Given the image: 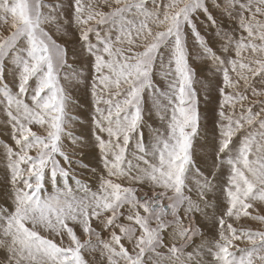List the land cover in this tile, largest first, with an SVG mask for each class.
<instances>
[{"label": "snow or ice", "instance_id": "obj_1", "mask_svg": "<svg viewBox=\"0 0 264 264\" xmlns=\"http://www.w3.org/2000/svg\"><path fill=\"white\" fill-rule=\"evenodd\" d=\"M0 130V264H264V0H0Z\"/></svg>", "mask_w": 264, "mask_h": 264}, {"label": "rangeland", "instance_id": "obj_2", "mask_svg": "<svg viewBox=\"0 0 264 264\" xmlns=\"http://www.w3.org/2000/svg\"><path fill=\"white\" fill-rule=\"evenodd\" d=\"M57 39H59V38L57 37ZM190 43H191V41H190ZM202 64H203L202 61H196L195 62V66L198 69L202 66ZM204 75H207V73H204ZM76 92H78V93H76ZM73 95H74V99L76 100L77 106H74L72 108V114L74 116H77L80 121H84L86 123L88 114H89L90 109H91L90 97L85 93V91L82 87L79 89V91H76L74 89ZM212 99H213V104L210 107L214 108L215 100H216L215 94L213 95ZM157 124H158V122H157ZM80 127H81V125L79 123H77L74 130L79 132ZM6 142H8L7 134L2 132V130H0V143H6ZM88 161L91 162L93 165L95 164V160L92 157H89ZM79 178L84 179L85 182L90 184V185L96 184L95 179L91 178L90 176H83V177H79ZM87 179H88V181H87ZM245 226H251L254 229L264 227V226L256 225L255 222L245 223Z\"/></svg>", "mask_w": 264, "mask_h": 264}, {"label": "bare ground", "instance_id": "obj_3", "mask_svg": "<svg viewBox=\"0 0 264 264\" xmlns=\"http://www.w3.org/2000/svg\"><path fill=\"white\" fill-rule=\"evenodd\" d=\"M76 93H78V92H76ZM87 181H88V179H87Z\"/></svg>", "mask_w": 264, "mask_h": 264}]
</instances>
